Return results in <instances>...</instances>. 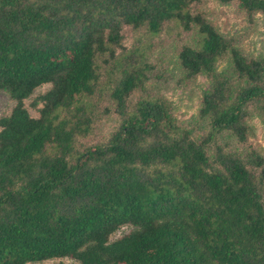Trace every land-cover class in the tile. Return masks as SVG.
I'll return each instance as SVG.
<instances>
[{
	"label": "trees",
	"instance_id": "obj_1",
	"mask_svg": "<svg viewBox=\"0 0 264 264\" xmlns=\"http://www.w3.org/2000/svg\"><path fill=\"white\" fill-rule=\"evenodd\" d=\"M219 1L264 15V0ZM198 2L0 0V90L15 101L0 117V264H264V157L245 123L251 110L264 119V58L244 56L194 12ZM170 23L197 28L178 60L187 78L210 79L203 135L161 99L130 102L153 67L137 51L115 53L124 26L156 36ZM226 53L234 90L214 70ZM105 55L119 72L109 92L119 124L82 145ZM44 84L32 116L24 100Z\"/></svg>",
	"mask_w": 264,
	"mask_h": 264
},
{
	"label": "rangeland",
	"instance_id": "obj_2",
	"mask_svg": "<svg viewBox=\"0 0 264 264\" xmlns=\"http://www.w3.org/2000/svg\"><path fill=\"white\" fill-rule=\"evenodd\" d=\"M200 13L216 31L231 41L232 45L246 56L256 59L264 58V15L257 13L249 18L240 10L234 1L222 3L219 0H200L193 7ZM197 40V28L185 31L174 23L166 25L159 34L150 36L143 28L134 29L124 26L122 41L116 47V55L137 51L144 54V59L152 65L150 78L144 86L134 91L130 102L140 98H158L166 103L179 125L193 130L194 134L203 135L208 128L206 119L199 118L202 93L209 89L210 79L205 73L193 78H187L182 70L178 52L184 44L194 46ZM109 62H102L99 68V78L96 92L87 98V111L90 116V128L87 134L78 141L82 145H90L106 139L119 124L118 116L113 113L109 98L110 88L118 79L119 72L114 70L112 58L103 57ZM214 70L220 77L230 79L231 89H236L239 81L234 77L232 59L226 53L216 63ZM50 87L44 84L37 87L32 95L24 100V104L32 116H38L35 99ZM15 101L8 92L0 90V117L11 112ZM248 128V144L264 157V119L255 110H251L245 120ZM220 139L230 144L232 149L242 150L229 134H221ZM131 226H121L110 236V240L120 237L130 230ZM71 264H79L70 258H63Z\"/></svg>",
	"mask_w": 264,
	"mask_h": 264
}]
</instances>
